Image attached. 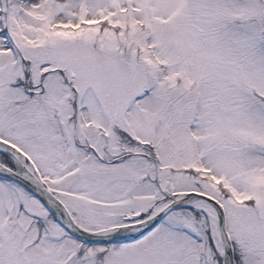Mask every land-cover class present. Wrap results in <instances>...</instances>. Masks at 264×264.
I'll use <instances>...</instances> for the list:
<instances>
[{"label": "snow or ice", "instance_id": "snow-or-ice-1", "mask_svg": "<svg viewBox=\"0 0 264 264\" xmlns=\"http://www.w3.org/2000/svg\"><path fill=\"white\" fill-rule=\"evenodd\" d=\"M0 264H264V0H0Z\"/></svg>", "mask_w": 264, "mask_h": 264}]
</instances>
